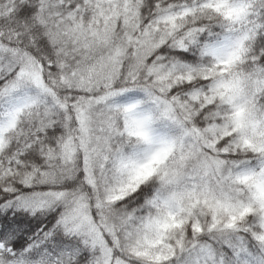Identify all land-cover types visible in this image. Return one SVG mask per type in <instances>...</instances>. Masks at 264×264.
I'll return each mask as SVG.
<instances>
[{
    "label": "snow or ice",
    "instance_id": "1",
    "mask_svg": "<svg viewBox=\"0 0 264 264\" xmlns=\"http://www.w3.org/2000/svg\"><path fill=\"white\" fill-rule=\"evenodd\" d=\"M0 264H264V0H0Z\"/></svg>",
    "mask_w": 264,
    "mask_h": 264
},
{
    "label": "trees",
    "instance_id": "2",
    "mask_svg": "<svg viewBox=\"0 0 264 264\" xmlns=\"http://www.w3.org/2000/svg\"><path fill=\"white\" fill-rule=\"evenodd\" d=\"M21 215L26 217L29 222L28 224H25L24 227H29V225L31 226V230L25 234V240H27L28 237L31 236L32 232H35V230L39 228L41 224H44L48 219L47 217L41 216L39 214H37L35 217H27L26 213H21ZM225 251H227V249H225Z\"/></svg>",
    "mask_w": 264,
    "mask_h": 264
}]
</instances>
